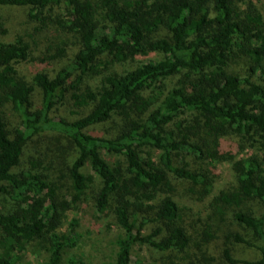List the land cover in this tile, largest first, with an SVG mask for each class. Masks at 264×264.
Masks as SVG:
<instances>
[{
  "label": "trees",
  "instance_id": "1",
  "mask_svg": "<svg viewBox=\"0 0 264 264\" xmlns=\"http://www.w3.org/2000/svg\"><path fill=\"white\" fill-rule=\"evenodd\" d=\"M262 5L0 0V6L27 10L36 34L52 29L60 40L67 37L60 43L72 50L61 65L65 50L48 47L41 63L58 65L36 68L27 80L19 67L34 63V40L0 41V107L19 120L8 133L0 116V264H14L28 245L41 247L44 264H61L67 255V264H87L70 252L79 236L59 228L64 212L85 203L119 232L110 264H131L141 248L182 253L191 239L170 196L174 182L197 189L201 202L209 199L208 222L231 218L250 234L254 243L239 234L227 238L255 249L258 259L234 260L223 248L226 263L264 264ZM127 65L134 66L112 71ZM99 77L92 87L90 80ZM230 140L252 141L257 156L234 160ZM60 143L70 150L54 148ZM44 145L23 162L26 152ZM64 153L70 161L56 178V159ZM222 163L232 165L233 184L211 197L213 166Z\"/></svg>",
  "mask_w": 264,
  "mask_h": 264
},
{
  "label": "rangeland",
  "instance_id": "2",
  "mask_svg": "<svg viewBox=\"0 0 264 264\" xmlns=\"http://www.w3.org/2000/svg\"><path fill=\"white\" fill-rule=\"evenodd\" d=\"M254 1V0H253ZM262 7H264L262 5ZM261 7V9H262ZM27 10L13 9L0 6V41L9 43L12 42L14 36L24 35L30 37L35 43L34 63L21 65L20 72L28 80L30 79L33 71L37 68L54 69L58 65L54 61L53 64L41 63L48 55L46 49L50 46H59L58 50L61 53L65 50V58L60 61L61 65L66 64L72 58V50L70 45L60 43L61 40L66 41L67 37L60 40L55 30H49L36 34L34 32L35 26L27 19ZM57 15V14H55ZM60 17V16H58ZM5 31L3 33L2 31ZM165 36V31L160 33ZM69 44L72 40H68ZM57 52V50H56ZM150 59H159L160 56L151 54ZM142 61L143 58L139 59ZM48 64L47 67H44ZM134 65L115 66L112 71L122 72V70H130ZM244 69V68H243ZM99 78L90 80V84L94 87ZM34 105H38L39 97L38 92L34 96ZM0 116L4 119L7 125V132L10 133L18 126V118L10 111L8 106L0 107ZM233 146L234 160H239L246 156H257V148L254 150L252 141L239 140L238 143L231 141ZM64 148L63 152L69 149L65 143L56 144L55 147ZM48 146H42L37 152L28 151L23 157V162L29 155L37 157L40 153L44 152ZM68 153L62 155L63 158L56 159L55 175L59 177L58 170L64 171L66 165L70 161ZM232 165L229 163H222L213 166V183L211 197L221 190L228 189L233 184V172L231 171ZM87 175L90 172L85 171ZM63 179L60 183H63ZM173 193L170 196L179 204V222L188 235L191 242L189 247L182 253L176 254H156L153 255L147 249L141 248L139 251L136 249L131 257V264H189L195 262L198 264H228L222 258V249L228 248L232 259L239 261H255L258 259V253L251 247L233 242L232 238L228 239V234H239L246 241L254 243L250 234L243 230L239 225L233 223L231 218L225 221H220L214 218L213 221H207L209 216L207 203L209 199L201 202L198 200V191L186 182H174L172 185ZM190 190L193 193H190ZM64 192L57 193V197L61 200L64 197ZM71 222L75 223L73 227L70 226ZM60 230L63 234L79 236L76 247L70 250L71 253H76L81 256L87 264H110L115 251V240L118 236V231L110 218L98 216L91 205L85 203L77 209V211H66L60 219ZM206 233L210 234L212 239L208 240ZM210 241V242H206ZM210 244V245H209ZM69 256H65L61 264H67ZM46 261L45 254L40 246L28 245L27 248L19 255L18 260L14 264H44Z\"/></svg>",
  "mask_w": 264,
  "mask_h": 264
}]
</instances>
